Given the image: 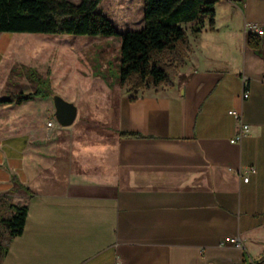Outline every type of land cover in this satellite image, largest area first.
I'll list each match as a JSON object with an SVG mask.
<instances>
[{"label":"crops","instance_id":"obj_1","mask_svg":"<svg viewBox=\"0 0 264 264\" xmlns=\"http://www.w3.org/2000/svg\"><path fill=\"white\" fill-rule=\"evenodd\" d=\"M136 1L142 28L145 0L98 10L133 23ZM246 24L264 29V0H220L213 30H187L171 87L128 93L98 77L90 116L68 100L83 128L58 125L50 96L0 106L14 110L0 119V195L29 208L2 264H264V36L250 48ZM231 110L249 126L239 144Z\"/></svg>","mask_w":264,"mask_h":264},{"label":"trees","instance_id":"obj_2","mask_svg":"<svg viewBox=\"0 0 264 264\" xmlns=\"http://www.w3.org/2000/svg\"><path fill=\"white\" fill-rule=\"evenodd\" d=\"M102 0H0V34L28 33L37 35H73L121 38V87L128 93L171 87L186 65L192 45L187 29L195 35L205 23L215 26L216 5L220 0H145L144 26L139 30L119 32L114 23L98 6ZM254 50L261 47L260 38L248 39ZM31 72L37 88L33 93H12L0 98V106L21 105L34 97H53L44 86L46 82ZM136 98L131 97L130 101ZM121 138H143L139 133L120 132ZM22 187V186H20ZM23 188V187H22ZM28 194L33 193L23 188ZM29 208L13 202L11 196L0 195V264L9 253L16 237L23 234Z\"/></svg>","mask_w":264,"mask_h":264},{"label":"rangeland","instance_id":"obj_3","mask_svg":"<svg viewBox=\"0 0 264 264\" xmlns=\"http://www.w3.org/2000/svg\"><path fill=\"white\" fill-rule=\"evenodd\" d=\"M69 1L75 4L81 2V0ZM136 3L137 5L131 10L135 13L133 23L125 20L123 16L117 18L110 16L109 19L119 32L141 29L134 26V22L140 19L141 13V4L137 1ZM103 10H107L106 5ZM184 26L187 30L190 28V24ZM120 51L119 36L105 38L1 33L0 98L17 93L16 84L22 85L20 89L26 93L31 92V89L35 90L36 83L31 78L33 70L37 72V77L46 82L44 85L46 90L49 88L51 92L67 101L73 96L74 102L82 97L80 104L77 102L79 111L90 116L96 108L92 97L102 94L95 83L97 78H103L112 88L120 84ZM104 66L106 67L103 70ZM10 111H2L0 114L3 124H6L8 117L12 116L9 115ZM83 123L84 120L78 115L71 126L83 128L85 124Z\"/></svg>","mask_w":264,"mask_h":264},{"label":"built area","instance_id":"obj_4","mask_svg":"<svg viewBox=\"0 0 264 264\" xmlns=\"http://www.w3.org/2000/svg\"><path fill=\"white\" fill-rule=\"evenodd\" d=\"M245 35L247 38H262L264 36V29L260 28L256 24H246L244 29ZM249 97L248 92H244L242 98L245 100ZM229 115L233 116L239 123V130L234 138L231 139L232 144H239L246 137L249 132V126L244 122L242 118V114L239 111L231 110L228 112ZM54 122H49L47 125L49 127L53 126ZM256 170L254 168H250L246 176L242 177L243 182L247 183L250 179V175L255 174ZM227 243L233 244L237 248H242L243 245L237 238H228L226 239Z\"/></svg>","mask_w":264,"mask_h":264},{"label":"water","instance_id":"obj_5","mask_svg":"<svg viewBox=\"0 0 264 264\" xmlns=\"http://www.w3.org/2000/svg\"><path fill=\"white\" fill-rule=\"evenodd\" d=\"M52 100L55 107L54 119L56 123L63 127L71 126L77 116L75 104L57 94L53 95Z\"/></svg>","mask_w":264,"mask_h":264}]
</instances>
